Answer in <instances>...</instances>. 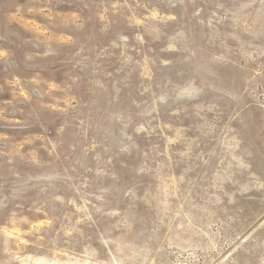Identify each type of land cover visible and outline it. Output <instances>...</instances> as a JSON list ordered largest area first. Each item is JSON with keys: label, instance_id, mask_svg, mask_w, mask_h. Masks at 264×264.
<instances>
[{"label": "rangeland", "instance_id": "374dc122", "mask_svg": "<svg viewBox=\"0 0 264 264\" xmlns=\"http://www.w3.org/2000/svg\"><path fill=\"white\" fill-rule=\"evenodd\" d=\"M0 264H264V0H0Z\"/></svg>", "mask_w": 264, "mask_h": 264}, {"label": "bare ground", "instance_id": "6f19581e", "mask_svg": "<svg viewBox=\"0 0 264 264\" xmlns=\"http://www.w3.org/2000/svg\"><path fill=\"white\" fill-rule=\"evenodd\" d=\"M40 260H41V259L39 258V260H38V261H39V262H41ZM42 261H43V260H42Z\"/></svg>", "mask_w": 264, "mask_h": 264}]
</instances>
